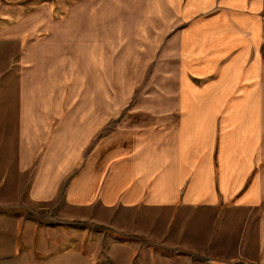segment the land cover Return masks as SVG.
I'll use <instances>...</instances> for the list:
<instances>
[{
	"label": "crops",
	"instance_id": "0c3cea01",
	"mask_svg": "<svg viewBox=\"0 0 264 264\" xmlns=\"http://www.w3.org/2000/svg\"><path fill=\"white\" fill-rule=\"evenodd\" d=\"M159 2L175 21L171 109L109 114L97 95L34 98L21 80L28 203L89 226L37 264H264V0ZM47 39L102 68L97 37Z\"/></svg>",
	"mask_w": 264,
	"mask_h": 264
},
{
	"label": "rangeland",
	"instance_id": "374dc122",
	"mask_svg": "<svg viewBox=\"0 0 264 264\" xmlns=\"http://www.w3.org/2000/svg\"><path fill=\"white\" fill-rule=\"evenodd\" d=\"M158 3L0 0V264H37L46 255L78 241L80 227H89L78 219L61 217L52 208L28 203L30 173L15 170V103L23 84H29V93L35 87L34 98L97 95L109 114L117 110L120 115H155L161 106L171 109L175 21ZM48 34L97 37L98 43L90 45L98 47L103 58L98 74L89 60L69 59L74 55L70 50L78 43L49 42ZM22 35L34 36L36 42H19ZM32 48L37 52L32 54ZM55 51H61L56 53L61 57L52 64L50 53ZM77 62H82L85 73H79L80 65L69 64ZM53 67L58 73L47 75ZM91 82L97 83V90Z\"/></svg>",
	"mask_w": 264,
	"mask_h": 264
},
{
	"label": "built area",
	"instance_id": "2783aa9c",
	"mask_svg": "<svg viewBox=\"0 0 264 264\" xmlns=\"http://www.w3.org/2000/svg\"><path fill=\"white\" fill-rule=\"evenodd\" d=\"M262 18L264 19V14H262Z\"/></svg>",
	"mask_w": 264,
	"mask_h": 264
}]
</instances>
